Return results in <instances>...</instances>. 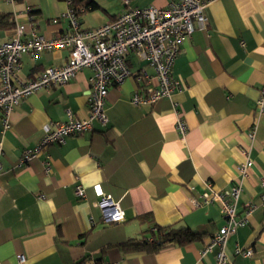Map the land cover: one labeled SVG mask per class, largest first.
Returning a JSON list of instances; mask_svg holds the SVG:
<instances>
[{
    "label": "crops",
    "instance_id": "0c3cea01",
    "mask_svg": "<svg viewBox=\"0 0 264 264\" xmlns=\"http://www.w3.org/2000/svg\"><path fill=\"white\" fill-rule=\"evenodd\" d=\"M93 1L96 9L78 15L82 28L109 22L125 8L122 0ZM169 1L129 0L128 6L163 7ZM67 9L68 1L0 0V11L10 12L14 22L0 29V42L13 35L16 24L26 26L23 38L32 27L52 37L68 28L67 18L60 16ZM204 13L206 28L195 29L173 61L171 74L179 87L170 98L132 104L130 97L142 85L131 76L108 88L106 124L94 120L91 129L49 145L21 167L22 151L50 131L52 122L66 121L68 111L74 118L87 116L91 71L82 68L65 84L23 98L4 133L0 113V264H213L214 253L201 257L200 250L224 219L217 202H202L203 192L207 183L213 190L235 184L241 150L248 147L253 165L242 180L237 212L247 202L256 207L248 223L228 237L225 252L228 264H264V208L259 205L264 114L258 117L256 110L264 87V0H211ZM67 56L65 48L24 54L21 75L62 65ZM126 60L133 73L146 64L134 52ZM178 116L187 128L183 136L176 127ZM253 127L250 144L246 133ZM45 154L51 166L47 174ZM76 185L83 197L76 195ZM101 195L118 201L123 221H101L94 205ZM154 225L187 226L204 235L157 252L118 247L131 238H150ZM236 245L251 247L252 255L235 254ZM18 253L25 257L22 263Z\"/></svg>",
    "mask_w": 264,
    "mask_h": 264
},
{
    "label": "built area",
    "instance_id": "2783aa9c",
    "mask_svg": "<svg viewBox=\"0 0 264 264\" xmlns=\"http://www.w3.org/2000/svg\"><path fill=\"white\" fill-rule=\"evenodd\" d=\"M14 2L16 0H7ZM125 8L111 21L92 28H82L76 11L69 7L60 16L67 18L69 25L65 30L57 32L52 37L30 29V36L23 38L26 26L16 24L13 35L0 42V113L1 131L4 133L11 125L9 115L13 108L26 96L39 89L65 84L80 69L88 68L91 75L88 79L87 95L88 114L85 118H74L68 111L66 121H54L52 129L46 132L31 148L22 151L17 166L21 167L38 157L51 144H62L65 139L77 133L92 128L94 120L106 124L105 100L108 88L120 85L127 78L141 82V91H135L130 97L134 105L152 104L161 98H170L179 81L171 74L174 59L179 53L183 41L189 39L195 29H205L207 17L204 9L211 0H171L166 6L130 7L129 0H122ZM243 44V42H241ZM68 49L65 62L59 66H49L40 73L28 77L21 75V57L24 54L36 55L52 49ZM134 52L139 60L145 61L137 73H133L126 57ZM146 67H151L149 73ZM156 80V85L153 81ZM258 117L264 114V87L261 89L256 103ZM178 133L183 136L186 125L179 116L176 121ZM250 144L254 140L255 127L246 133ZM249 144V145H250ZM244 159L238 165V181L229 189L213 190L210 183L203 192V203L217 202L224 223L211 236L200 250L201 257L214 253L213 264H228L225 252L227 239L236 230L248 223V216L256 204L247 202L241 213L237 205L242 191V180L246 178L253 165L250 148H243ZM2 145L0 141V157ZM45 173L51 171L50 157L43 158ZM1 168V161H0ZM259 184L264 189V174L259 177ZM0 190L2 187L0 185ZM75 193L83 197L81 185L75 186ZM195 205L199 203L193 200ZM100 211L103 223H118L123 221L124 212L118 201L110 195H101L94 203ZM259 205L264 208V190L259 195ZM234 253L251 256L252 248H242L236 245ZM18 262L25 260L24 255H16ZM84 264H120L118 261H90Z\"/></svg>",
    "mask_w": 264,
    "mask_h": 264
},
{
    "label": "trees",
    "instance_id": "16d2710c",
    "mask_svg": "<svg viewBox=\"0 0 264 264\" xmlns=\"http://www.w3.org/2000/svg\"><path fill=\"white\" fill-rule=\"evenodd\" d=\"M68 1L69 7L76 11L77 15H81L87 10L97 8V3L93 0H59ZM14 25L13 18L10 12L0 11V29L12 28ZM203 232H198L187 226L174 225H154L151 229V237L131 238L120 244L123 250H143L151 252L170 245H185L197 240H201Z\"/></svg>",
    "mask_w": 264,
    "mask_h": 264
}]
</instances>
